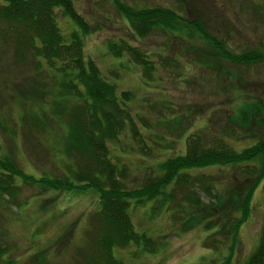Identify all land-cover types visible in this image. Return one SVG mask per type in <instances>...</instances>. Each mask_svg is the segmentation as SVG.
Listing matches in <instances>:
<instances>
[{"label":"rangeland","instance_id":"rangeland-1","mask_svg":"<svg viewBox=\"0 0 264 264\" xmlns=\"http://www.w3.org/2000/svg\"><path fill=\"white\" fill-rule=\"evenodd\" d=\"M74 2L93 26L84 38L85 54L95 59L108 81L114 82L119 89L134 91L129 103L132 111L140 112L153 123V127L144 132L149 134L152 130L176 138L172 150L182 148L183 138L178 136L180 128L160 121L165 116L181 115L184 117L182 127L189 124L187 130L199 129L207 124L209 117L214 125L224 122L225 115L235 111L237 103L244 99L261 97L264 100V63L248 68L227 61L221 62L223 66L213 65V62L201 64L197 51L184 48L176 37L167 38L159 32L144 38L136 36L111 0ZM126 2L136 6H170L188 19L199 15L209 22L213 33L228 38V46L233 51L251 47L264 49V0ZM56 13L63 33L77 27L61 10ZM5 25L0 22V26ZM119 39L151 51L155 60L162 54L173 55L176 60L169 66L158 65L154 79L146 84L138 65L126 55L115 57L109 51L108 40ZM14 43L12 38L0 37V155H11L20 169L36 178L44 174L63 176L75 162L60 149L66 118L52 112L51 98L56 94L59 75L54 74L45 59L35 58L26 47H16ZM194 44L204 55H213L208 42L203 43L196 37ZM233 72L238 73L241 80ZM44 107L52 113H47ZM31 112L38 116L33 118ZM36 121L40 125L35 124ZM120 137L121 140L110 141V147L113 158L117 153L121 162L129 165L125 183L133 187L140 184L147 171L146 165H152L157 155L154 154L156 158L147 157L144 163L134 150L120 148L128 140L125 134ZM231 140L239 147L251 142L232 136ZM131 143L129 147L134 146L133 141ZM196 173L215 176V181L227 189L239 190L244 185L241 179L234 180L231 169L226 167H208ZM15 181L16 200L8 204V195L0 196V245L6 248L0 264H74L81 261L94 242L92 219L100 208L98 191L82 186L47 187L40 182H25L20 177ZM195 189L204 202L212 199L199 186ZM182 195L183 188H177L175 200L168 205L159 204L157 200L143 204L131 200L129 214L134 228L153 237L156 248L149 251L133 242L115 247V256L122 264H221L231 245L229 264H245L258 242L264 220V178L253 191L249 215L241 223L234 242L229 238V230L217 231L205 223L187 225L190 215L199 209L188 206L190 210L181 211L176 204ZM216 219H211L212 223ZM211 230H215L211 238L219 241L214 248L204 245V238Z\"/></svg>","mask_w":264,"mask_h":264},{"label":"trees","instance_id":"trees-1","mask_svg":"<svg viewBox=\"0 0 264 264\" xmlns=\"http://www.w3.org/2000/svg\"><path fill=\"white\" fill-rule=\"evenodd\" d=\"M111 1L136 36L144 38L159 32L167 38L176 37L184 48L197 51L201 64L213 62V65L223 66L221 62L227 61L248 68L264 63V49L251 47L233 51L228 46V38L213 33L208 27L209 22L207 24L199 15L188 19L166 5L136 6L126 0ZM58 10L77 25L67 34L58 24ZM1 21L6 25L0 26V37L12 38L16 47H26L35 58L45 59L54 74L59 75L56 94L51 98L52 112L66 118L60 149L75 162L63 176L44 174L36 178L20 169L11 155H0V196L6 193L10 200L8 204L16 200L17 177L28 183H44L47 187L82 186L97 190L100 208L92 219L94 242L83 261L74 264H122L115 256L114 248L131 242L154 251L153 237L137 231L132 224L130 202L134 199L143 204L157 200L159 204L168 205L175 200L177 188H183V195L176 204L181 211L190 210L188 206L199 209L190 215L187 225L205 223L217 231L229 230V238L234 242L241 223L249 215L253 191L264 178V100L261 97L238 102L235 111L225 115L224 122L214 125L209 117L207 124L199 129L187 130L189 124L182 127L184 117L181 115L165 116L160 121L180 128L178 136L183 138L182 148L172 150L176 138L152 130L149 134L154 136L144 132L153 127V123L140 112L132 111L129 103L134 91L119 89L114 82L108 81L95 59L85 54L84 38L93 26L77 9L74 0H4L0 2ZM196 37L209 43L213 55H204L194 44ZM107 47L115 57L126 55L138 65L146 84L154 79L158 65L169 66L176 60L175 56L167 54L155 60L151 51L124 39L108 40ZM233 74L241 80L238 73ZM44 109L52 113L47 107ZM31 116L38 115L31 112ZM215 121L219 122V119L215 118ZM122 134L128 140L120 148L134 150L144 163L147 157L157 155L152 165H146L147 171L140 184L133 187L125 183L129 165L121 162L117 153L113 158L110 147V141L121 140ZM231 136L251 142L239 147L232 142ZM131 141L134 146L129 147ZM208 167L231 169L232 178L241 179L244 185L239 190L235 187L227 189L215 181V176L196 173V170ZM196 186L212 199L204 202ZM213 218L216 221L212 223ZM212 231L204 238V245L214 248L219 241L211 238ZM232 250L231 245L221 264H229ZM5 252L6 248L0 245V259ZM245 264H264V220L258 242Z\"/></svg>","mask_w":264,"mask_h":264}]
</instances>
